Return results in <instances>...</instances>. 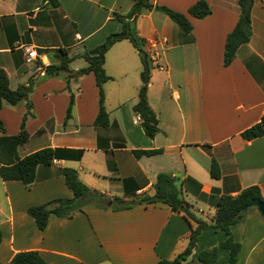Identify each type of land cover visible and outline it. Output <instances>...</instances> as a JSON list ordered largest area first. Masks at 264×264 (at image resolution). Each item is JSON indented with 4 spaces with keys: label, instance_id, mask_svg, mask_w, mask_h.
Segmentation results:
<instances>
[{
    "label": "crops",
    "instance_id": "0c3cea01",
    "mask_svg": "<svg viewBox=\"0 0 264 264\" xmlns=\"http://www.w3.org/2000/svg\"><path fill=\"white\" fill-rule=\"evenodd\" d=\"M147 1L183 13L189 32L155 8L142 6L129 16L133 0H0V67L10 89L32 82V116L25 120L27 139L17 155L55 149L52 162L36 167L28 187L0 178V264H10L14 253L25 250L36 251L42 264H153L173 258L189 234L181 212L162 202L123 203L151 195L158 172L188 179L192 189L198 185L203 197L191 190L183 191V197L206 221L221 194L255 185L264 199V135L248 140L240 136L264 109V0H252L249 38L227 65L222 54L238 18L237 0H204L210 11L201 18L187 12L197 0ZM131 19L150 63L146 99L159 128L152 138L144 135L131 108L141 62L129 40L113 42L104 53L102 67L109 77L102 85L108 120L104 128L92 125L98 108L92 72L68 83L63 74L44 73L57 48L76 55L68 63L72 71L84 67L85 60L77 55L119 31L121 20ZM29 46L38 56L26 62ZM69 91L73 103L65 120ZM25 111L22 102L0 107L5 135L18 133ZM119 137L121 146L116 144ZM97 138L106 150L97 147ZM135 149L161 151L135 157ZM211 158L217 178L209 175ZM64 166L74 168L85 185L103 195L102 205L85 204L70 217H50L38 229L26 209L71 196L60 174ZM115 196L113 204L110 198ZM229 232L239 244L237 264H264V216L256 207L246 208ZM224 238L221 230H201L191 254L177 264H228V251L219 246ZM214 247L211 263L198 258L200 251Z\"/></svg>",
    "mask_w": 264,
    "mask_h": 264
},
{
    "label": "trees",
    "instance_id": "16d2710c",
    "mask_svg": "<svg viewBox=\"0 0 264 264\" xmlns=\"http://www.w3.org/2000/svg\"><path fill=\"white\" fill-rule=\"evenodd\" d=\"M252 0H237L238 18L231 29L227 33L224 42L222 63L227 65L233 58L235 49L240 44L246 42L250 35L249 11ZM144 6L148 9L155 8L164 12L183 32L190 30V24L183 13L173 11L162 5H151L147 0H133L131 10L128 15H136L140 8ZM210 11L204 0H197L187 9V12L197 18H201ZM127 39L132 46L138 51L141 70L139 72L140 85L136 93V100L131 108L134 114L139 118V124L145 136L152 138L159 128L157 126V118L154 111L147 103L146 89L149 80L150 63L146 51L143 49L144 40L136 33L134 20H121V29L117 32L109 33L105 39L92 49L82 51L79 55L82 57L86 65L75 71L68 67V63L74 58V55H68L67 51L57 48L55 51L54 61L44 66V73L49 75L63 74L66 83L69 78H76L87 72H92L94 82L97 87V113L92 125L97 128H104L108 125L107 113L103 106L104 92L103 83L109 78L103 70V57L107 48L115 41ZM32 89V82L26 85H19L15 89L8 87V79L5 71L0 67V107L3 104L16 105L20 102L24 104L25 112L19 123V131L16 134L5 135L0 122V178L2 180H18L24 186L28 187L34 180L35 169L39 165H48L52 162L55 149L51 147H43L34 150L22 157L17 155V148L27 139V133L24 129L25 120L32 116L31 102L28 95ZM73 103V93L69 91V101L66 109V118L70 115V108ZM264 135V109L259 119L243 129L240 136L243 139H252L254 137ZM117 145H122V138L119 137ZM97 147L106 150L107 146H101L100 139L97 138ZM160 149H135L132 154L135 157L140 155H154L159 153ZM110 162V161H109ZM109 162L107 164L110 166ZM60 174L63 178L65 186L71 192L68 198H54L47 202L27 207L26 213L30 215L37 228L43 229L50 217H70L73 213L80 211L85 204H100L103 201V195L95 189L89 188L77 176V172L71 167H61ZM209 175L213 178L219 176V170L214 159L211 158L209 163ZM197 185V184H196ZM198 186V185H197ZM191 188L188 179H179L166 172H158L155 175L152 184L153 193L151 195H142L139 201L142 203L162 202L169 206L172 210L181 212L184 219L189 224V234L187 242L183 250L177 253L171 259L160 258L153 264H177L180 260L185 259L191 254L195 246V241L199 232L203 229L210 228L212 230H221L225 234L219 246L228 251V264H237V253L239 244L235 242L229 232V226L238 222L244 217L245 211L242 210L244 205L258 198L264 199L259 193V189L255 185L247 186L234 195L221 194L214 201V213L210 220L206 221L198 217L191 209L190 204L184 199L183 191L191 190L198 197H203L198 187ZM126 205H118L123 208ZM215 257V247L208 250H202L198 253V258L204 263H211ZM10 264H42L40 256L34 250L18 251L13 254Z\"/></svg>",
    "mask_w": 264,
    "mask_h": 264
},
{
    "label": "water",
    "instance_id": "95a60500",
    "mask_svg": "<svg viewBox=\"0 0 264 264\" xmlns=\"http://www.w3.org/2000/svg\"><path fill=\"white\" fill-rule=\"evenodd\" d=\"M124 204L127 205H135V204H139V200L137 199H132V200H124L123 201ZM250 206H254L256 207V209L259 211V213L264 216V201L258 199V198H254L252 200H250L247 205H244L242 207V210L245 211L246 208L250 207Z\"/></svg>",
    "mask_w": 264,
    "mask_h": 264
},
{
    "label": "built area",
    "instance_id": "2783aa9c",
    "mask_svg": "<svg viewBox=\"0 0 264 264\" xmlns=\"http://www.w3.org/2000/svg\"><path fill=\"white\" fill-rule=\"evenodd\" d=\"M37 56H38V54L33 47L29 46V47L25 48V61L26 62L37 58Z\"/></svg>",
    "mask_w": 264,
    "mask_h": 264
},
{
    "label": "rangeland",
    "instance_id": "374dc122",
    "mask_svg": "<svg viewBox=\"0 0 264 264\" xmlns=\"http://www.w3.org/2000/svg\"><path fill=\"white\" fill-rule=\"evenodd\" d=\"M71 93H72V92H71ZM110 199L112 200V203H113V204H115V203L118 201L116 196H115V197H111Z\"/></svg>",
    "mask_w": 264,
    "mask_h": 264
}]
</instances>
